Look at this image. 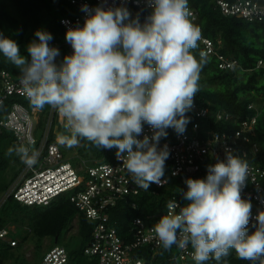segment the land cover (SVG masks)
Returning a JSON list of instances; mask_svg holds the SVG:
<instances>
[{"label":"clouds","instance_id":"1","mask_svg":"<svg viewBox=\"0 0 264 264\" xmlns=\"http://www.w3.org/2000/svg\"><path fill=\"white\" fill-rule=\"evenodd\" d=\"M148 6L152 11L141 23L124 6L83 5V26L65 33L73 52L59 64L51 33L37 30L25 57L17 42L0 32V53L19 69L30 106L48 105L62 118L67 134L58 142L69 148L81 140L97 149L115 148L132 182L144 190L161 184L170 151L159 141L168 128L186 131L207 62L205 52L199 59L194 55L202 33L188 0H148ZM144 124L153 134L139 139ZM13 152L28 167L38 162L31 144L10 147L7 154ZM248 175L247 161L226 150L223 160L207 166L205 178L185 179L181 195L187 203L169 201V211L153 226L162 247L190 244L196 264L219 262L232 250L241 260L264 264V211L250 233L252 205L241 197Z\"/></svg>","mask_w":264,"mask_h":264},{"label":"built area","instance_id":"2","mask_svg":"<svg viewBox=\"0 0 264 264\" xmlns=\"http://www.w3.org/2000/svg\"><path fill=\"white\" fill-rule=\"evenodd\" d=\"M77 7V13L61 18V23L68 30L77 25L83 26L86 13L81 11L83 5L94 9L97 6L127 7L132 18H139L144 23L152 9L148 0H68ZM217 7L225 15H234L253 21L264 17V0H214ZM188 5L193 12V22L198 18V10L188 0ZM63 21V22H62ZM202 45L201 52L217 54L220 59L219 67H233L234 60L216 51L214 42L202 35L199 41ZM60 55L56 58L57 64L61 62V50L66 48L71 55L73 49L67 41L56 42ZM63 46V47H62ZM64 48V49H65ZM257 67L264 68V61L258 60ZM20 75L14 77L10 71L0 69V129L5 128L13 132L15 142L19 145L31 144L32 150L38 152V162L33 167L26 166L23 162L20 170L13 179L10 187L5 192V198L12 195L18 201L28 204H48L62 194H68L70 201L92 222V234L85 253L97 256L98 264H150L146 263L143 256L136 252L144 245L152 249L162 246L156 238L153 226L159 218L169 210L154 214L149 218L134 217L132 220L133 240L123 238L117 231L115 223L110 218V211L127 196L139 193L141 187L132 182V177L123 167L122 161L116 158L102 161L89 159V162L80 157V162L74 165L68 160L58 142V130H64L63 120L58 112L48 107L47 111L34 110L19 101L12 102L11 108L6 109V102L11 96L25 95L19 82ZM26 98V97H25ZM249 107H254L250 104ZM192 111L197 116L207 117L210 114L208 107L194 102ZM45 114L44 124H40L39 116ZM258 114V113H257ZM241 117L223 110L216 111L213 115L216 120H235L238 128L234 131H201L200 122L195 120L191 128L183 134L175 133L173 139H161L159 147L168 146L170 156L165 163L164 176L161 184L165 186L171 177L205 178L209 159L225 157V151L230 150L234 155L245 159L250 154L258 152L257 144L248 147L251 136L255 134L258 115ZM67 133L65 132V135ZM153 130L147 125L143 126V134L151 137ZM53 135V138H52ZM52 138V139H51ZM249 175L246 186L242 189V199L252 201L249 225L256 220L258 212L264 211V167L249 163ZM169 201H176L181 207L180 200L172 196ZM167 202V203H168ZM136 207V203L133 202ZM179 212V207L175 209ZM151 219V220H150ZM12 226L0 228V238L12 245L18 239L12 234ZM193 249L190 244L185 249L178 248L175 259L187 264L188 259H193ZM69 260L68 250L62 245H54L46 250L42 258L35 264H66ZM0 264H6L1 263Z\"/></svg>","mask_w":264,"mask_h":264},{"label":"trees","instance_id":"3","mask_svg":"<svg viewBox=\"0 0 264 264\" xmlns=\"http://www.w3.org/2000/svg\"><path fill=\"white\" fill-rule=\"evenodd\" d=\"M189 2L198 10V18L194 23L201 29L202 35L214 42L218 53L234 60L235 64L233 67L221 68L217 54L207 55V62L200 72L199 91L194 97V102L208 107L210 114L207 117H200L192 110L189 111L187 115L190 117V122L186 130L191 128L195 120L200 122L201 131L207 129L234 131L238 128L235 120H216L213 114L218 110L241 117L258 113L255 134L251 136V141L247 145L251 147L257 144L259 150L244 160L264 167V68L256 66L258 60L264 61V17L250 21L234 15H225L214 0H189ZM77 12V7L68 0H0V32L15 40L19 45L20 53L27 57V46L38 39L35 36L37 30L51 33L53 36L51 45L65 41L67 30L61 23V18ZM64 48L61 50V61L67 54ZM202 48L201 43L198 42V47L194 50L197 59ZM2 68L10 71L14 77L20 75L19 69L0 53V69ZM14 101L32 108L25 97L11 96L6 102L7 110ZM250 104H254V107L250 108ZM48 107L45 105L42 110L45 112ZM40 124H44V121ZM166 131L167 137L161 139H173L176 131L172 128ZM18 145L13 132L5 128L0 129V197L8 190L20 170L22 164L20 157L15 152L12 155L7 154L10 147ZM79 145L89 150L88 160H113L116 153L115 148L97 149L84 140H81ZM224 158L221 156L209 159L208 165ZM185 179L187 178L183 176L171 177L167 185L160 187L153 183L147 190L141 188L137 195L127 196V199L120 201L110 211V218L115 223L118 233L127 240H133V218H149L163 212L172 196L179 199L181 204H186L187 201L181 195V190L186 191ZM133 202L136 203V207L133 206ZM250 202L253 207L252 201ZM74 220H76V235L79 239L77 246L71 248L67 243L59 244L61 235L69 231L74 225ZM256 223L254 220L248 225L250 233L255 231ZM12 225L15 226L12 234L18 239V243L12 245L0 238L1 263L35 264L46 250L54 245H62L69 253L66 264H98L97 256H89L84 251L91 240L93 224L75 207L68 194L59 195L48 204L35 205L24 204L9 195L0 204V228ZM45 238L50 239L51 246L43 251ZM27 240L34 243L36 256L34 262L27 261L21 250L22 243ZM136 252L143 256L146 263L183 264L182 261L175 259L178 254L176 245L170 250H165L162 246L152 249L149 245H144ZM187 264H196V262L188 259ZM204 264H251V262L239 259L232 250L221 261L210 259Z\"/></svg>","mask_w":264,"mask_h":264},{"label":"rangeland","instance_id":"4","mask_svg":"<svg viewBox=\"0 0 264 264\" xmlns=\"http://www.w3.org/2000/svg\"><path fill=\"white\" fill-rule=\"evenodd\" d=\"M46 115L42 114L41 116H39L38 120L40 119V121H44L45 120ZM58 134H65V132L63 130H58ZM89 150H87L86 148L81 147V145H77V146H73L71 148L63 145V152L65 157L70 160L74 165H76L78 162H80V157H82L83 159L87 160V157L89 154L88 153ZM89 162V160H87ZM5 199V193H3L0 197V204L4 201ZM74 225H72V227L69 229V231H65L63 232V234L60 237L59 240V244H64L67 243V245H69L71 248L76 247L78 244V236L76 235L77 233V224H76V220H74ZM12 227L14 228L15 226L12 225ZM26 228V227H25ZM51 246V241L49 238H45L44 242H43V251L46 250L47 248H49ZM24 252V255L27 258V261L30 262H34L35 261V248H34V243L33 241H25L22 243V249Z\"/></svg>","mask_w":264,"mask_h":264},{"label":"water","instance_id":"5","mask_svg":"<svg viewBox=\"0 0 264 264\" xmlns=\"http://www.w3.org/2000/svg\"><path fill=\"white\" fill-rule=\"evenodd\" d=\"M56 240H57V238H56Z\"/></svg>","mask_w":264,"mask_h":264}]
</instances>
